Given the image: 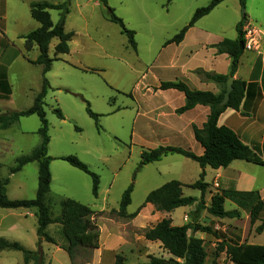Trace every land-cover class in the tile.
Listing matches in <instances>:
<instances>
[{
    "label": "rangeland",
    "instance_id": "obj_1",
    "mask_svg": "<svg viewBox=\"0 0 264 264\" xmlns=\"http://www.w3.org/2000/svg\"><path fill=\"white\" fill-rule=\"evenodd\" d=\"M32 1L65 3L64 30L73 32L69 52L54 59L50 70L45 73L50 86L43 104L49 135L47 154L55 157L49 164L53 174L46 198L50 213L58 215L59 202L65 198H72L96 211L102 206L118 210L121 194L131 182L133 190L127 210L134 212L143 204L145 191L169 180H177L182 175L188 181L198 179L197 163L179 154H167L159 161L139 166L141 151L155 148L162 142L155 133L154 124L148 120L151 114L141 116L149 109L150 103L142 94L144 89L140 91V86L149 85L152 88L155 76L175 80L177 75L174 71L165 72L158 68L175 47L174 44L168 47L164 43L189 22L196 8L205 6L210 0H107L125 28L134 32L136 49L129 44L121 26L109 21L107 9L98 0H0V19L5 17L0 20V59L4 62L16 56L8 69L11 93L6 97L0 92V114L30 107L41 89L42 66L30 62L38 55L37 46L26 49L21 37L39 26L29 12ZM49 12L51 20L56 23L60 11L51 9ZM242 14L246 15L245 25L257 27L263 33L260 47L253 49L258 51L264 39V0H244L243 4L241 0H223L196 21L190 35L211 40L233 39L236 36L235 25ZM57 41V38H52L49 43L48 55L51 58L54 57ZM83 100L98 114L97 122L87 114ZM158 100V97L153 99ZM56 108L61 111L63 119L57 117ZM136 110H139L140 116H136ZM39 126V118L32 114L21 117L7 128H0V178H9L6 185L9 199H31L35 196L37 162H29L15 173L9 170L15 165L17 157L30 153L39 145ZM63 155H75L98 176L99 196L92 195L91 179L86 173L58 159ZM67 167H72L70 169L81 177L76 179L72 173L65 171ZM246 170L255 178L257 186L264 184L263 167L253 164ZM183 185V195L195 197L196 201L175 210V224L198 222L221 233V228L225 227V237L227 234L238 236V231L230 224L231 219H219L205 210L204 206L209 204L207 188L202 194L198 188ZM224 207L231 209L234 205L226 201ZM0 211L19 213L3 218L0 215V237L26 247L34 246L35 218L25 217L22 208L0 207ZM108 214L116 216V211ZM157 220L152 217V223ZM95 222L105 230L108 228L101 220ZM237 223L245 231L244 242L264 244V231L261 234L254 232L258 222L251 225L243 214ZM45 232L55 242L65 240L58 224L49 225ZM193 233L188 231V235ZM102 235L105 236V231ZM214 239L216 246L208 254L218 259V264H231L224 252L218 250L219 240ZM36 249H39L37 244ZM1 252L0 264L23 262V253L19 250ZM88 253V250L76 253V261L80 263ZM50 259L52 264H71L64 251H51Z\"/></svg>",
    "mask_w": 264,
    "mask_h": 264
},
{
    "label": "trees",
    "instance_id": "obj_2",
    "mask_svg": "<svg viewBox=\"0 0 264 264\" xmlns=\"http://www.w3.org/2000/svg\"><path fill=\"white\" fill-rule=\"evenodd\" d=\"M98 1L107 9L109 21L121 26L122 32L128 37L129 44L133 49H136L134 32L125 28L121 18L109 7L107 0ZM222 1L210 0L205 6L196 8L189 22L165 43L180 42L189 27L201 17L207 15ZM243 1L241 0L242 4ZM51 9L60 11V16L56 23L51 20L49 12ZM29 12L31 17L39 22V26L21 37L24 38L26 49H30L33 45L37 46L38 55L34 60H30V62L42 66V85L30 107L22 110H9L0 114V128H7L23 116L35 114L39 118L40 126L37 129V133L41 137L39 145L30 153L17 157L15 165L9 170L10 173H15L20 171L25 164L36 161L38 164L37 189L34 198L9 199L6 195V185L9 182V178H0V207L12 209L33 208L37 217L36 232L38 238L54 244H56L54 239L45 232V228L50 223H60L62 232L67 240V245L62 247L63 250L67 253L71 264H81L76 261L79 249L96 248L98 245L99 229L93 218L94 211L89 206L72 198H65L60 202V215L52 218L46 204V195L49 192L51 184L49 164L55 157L47 154L49 135L43 104L44 97L50 86L45 78V73L50 70L54 59H58L59 55L69 52V41L73 32H66L64 30L65 14L67 13L65 3L32 1L29 3ZM246 20V15L242 14L241 19L235 25L236 37L234 39L224 38L215 44L219 53H226L230 57L229 73L223 75L198 71L204 79L221 84L218 93L191 89L182 81H163L159 86L161 89L173 88L184 94L185 103L176 110L179 113L191 109L197 104L209 107L207 119L202 127L193 126L194 138L203 148V153L196 155L178 146L159 145L155 148L141 151L139 166L159 161L167 154L182 155L196 161L201 168L205 166L214 169L226 167L231 161L236 159L264 165V160L247 144L243 143L231 128L225 125H218L217 123L220 114L225 109L232 108L238 110L244 95L245 81L234 79L228 101L224 105L220 104L225 91L226 79L229 76H233L236 72L239 59L245 50L243 26ZM52 38H57L58 40L54 46L53 58L48 55L49 43ZM0 92L4 93L6 97L11 93L10 84L4 74L0 75ZM83 101L86 103L85 109L87 114L97 122L98 114L90 109L86 100ZM54 112L57 117L63 119V115L58 108L54 109ZM58 159L64 160L72 167L86 173L91 179V193L94 197H97L99 178L86 164L75 155H63L59 156ZM183 186V183L179 180H169L149 191L140 207H143L146 203H151L157 210L167 212L194 203L196 201L195 197L183 195ZM186 186L198 188L203 194L208 184L203 181V173H200L196 181ZM132 190L133 183L131 182L121 194L117 216L123 218L135 216L136 213H126V207L130 204ZM226 199L233 202L237 208L225 209L224 202ZM204 208L208 214L219 219H239L241 218V212L245 211L249 215L251 225L258 222L254 227V232L261 234L264 231V200L261 198L258 190L221 189L211 195L209 204L204 206ZM189 230L192 232L209 233L219 239L218 250L224 252L231 264H264V244L240 242L239 236L234 238L225 237L224 232L221 233L208 225L198 222L175 225L172 224L171 219L168 217L159 220L145 234V238L160 241L161 246L169 254L175 258H179L181 261H177L173 257L164 259L150 255L146 262L138 264H206L207 252L203 246V240L193 235H188ZM6 249L21 251L23 253V262L21 264H28L31 260L36 264H43L39 249L31 251L18 242L8 241L0 237V252ZM114 264H123V257L116 255Z\"/></svg>",
    "mask_w": 264,
    "mask_h": 264
},
{
    "label": "crops",
    "instance_id": "obj_3",
    "mask_svg": "<svg viewBox=\"0 0 264 264\" xmlns=\"http://www.w3.org/2000/svg\"><path fill=\"white\" fill-rule=\"evenodd\" d=\"M4 18V16H1L0 20H4ZM194 24L188 28L180 42L164 43V45L168 47L174 44L175 47H173L171 54H167L170 55V57L158 68H162L165 72L174 71L177 76H175V80L173 81H182L191 89L218 93L220 90L219 84L212 80L204 79L199 72L223 75L229 73L230 57L226 53H219L215 46V44L224 38L211 40L210 38L204 39L190 35V32L195 27ZM2 33L4 34V32ZM261 46V49L258 51L245 49L241 55L238 68L234 73L233 78L245 81L243 98L238 110L232 108L225 109L220 114L217 123L218 125H225L231 128L243 143L247 144L262 160H264V39L261 41ZM162 49L164 50V48ZM15 59L16 56H13L11 60H6L4 62L2 58L0 59V75L4 74L8 83V69L11 67ZM142 76L145 77L146 75ZM154 80L155 84H153L152 88L146 84L144 88L143 86H140V91L144 89L142 94L146 97L148 103H150L148 106L149 109L142 113L141 116L151 114L148 120L154 124L156 128L155 133H157V136L162 141L158 146H178L189 150L196 155H201L203 153V148L194 138L193 126L202 127L207 119L209 107L197 104L193 108L179 113L176 110L184 105V94L173 88L161 89L159 87L160 83L163 81H172L169 78L155 76ZM157 97L160 98V100L153 101V99ZM139 114V110H136V116H140ZM253 164L255 165V163L252 162L236 159L231 161L226 167L214 169L209 166L201 168L197 163L198 175L203 173V181L208 184L206 191L208 195L206 198L208 200L207 203L210 202V197L213 193L227 188H234L241 191L258 190L261 198L264 200V184L257 186L259 184L255 178L246 170L247 166H253ZM256 165L264 168V165ZM70 168H65V171L72 173L77 177L76 179H79L81 175L76 173L74 169ZM183 177L184 176L182 175L177 178V180L183 184H191L197 180L188 181ZM51 180H53L52 171ZM149 191L144 192V199ZM100 192L101 189L98 190L97 196H99ZM226 201L231 202L228 199H226L225 202ZM231 203L234 205V208H237L233 202ZM127 207L126 213H136L135 216L128 218L119 217L117 216V209L105 206L100 207L97 211L93 210V218L95 217V221L101 220L103 224L108 226V228L105 230L104 227L102 228L101 225H98L99 237L96 248L79 249V252L82 250H88L89 252L86 255V258L80 262L81 264H114L116 255H121L123 257V264H138L146 262L150 255L164 259L173 257L161 246L160 241L148 240L145 238V234L164 217L170 218L172 224H175L173 213L179 207L167 212L157 210L151 203H146L143 207H139L134 212H129ZM22 209L25 210V212L22 213L25 217L35 218L36 220V227L34 229L36 240L34 246H27L29 248L26 246L24 247L31 251H36L37 244L41 252L43 264H52V259H50L51 251H64L62 247L67 245V240L62 232L61 224L57 222L55 223L61 227V232L65 239L64 242H55L56 244H54L44 239H39L36 232L37 217L35 215V210L33 208ZM110 211H116V216H109L108 213ZM241 213V217L245 214L246 218L249 219V215L245 211H242ZM9 214L18 215L19 213L0 211L2 218ZM49 214L52 218H55L60 215V212L58 215H52L49 210ZM154 216L158 220L152 223V217ZM240 219L241 218L231 219L232 221L230 224L238 231L237 234L240 238V242H244L246 238L244 235L245 231L244 229H241L237 223ZM51 224L54 223L48 224L45 231ZM182 224H184V222L175 225ZM12 228L13 230H16L15 227ZM225 229V227H222V232L225 233ZM103 231H105V236L102 235ZM192 235L203 240V246L207 252L206 261L209 259V264H218L220 261L214 259L213 256L208 254L209 251L216 246L214 239L215 236L199 231L194 232ZM227 237L234 238V236L229 234H227ZM216 240L219 239L216 238ZM1 253L2 252H0V254ZM173 258L177 261H181L179 258ZM31 263L35 264L33 260L28 264Z\"/></svg>",
    "mask_w": 264,
    "mask_h": 264
},
{
    "label": "built area",
    "instance_id": "obj_4",
    "mask_svg": "<svg viewBox=\"0 0 264 264\" xmlns=\"http://www.w3.org/2000/svg\"><path fill=\"white\" fill-rule=\"evenodd\" d=\"M243 27L245 49H258L260 47V36L263 34L261 30L249 25H244Z\"/></svg>",
    "mask_w": 264,
    "mask_h": 264
},
{
    "label": "water",
    "instance_id": "obj_5",
    "mask_svg": "<svg viewBox=\"0 0 264 264\" xmlns=\"http://www.w3.org/2000/svg\"><path fill=\"white\" fill-rule=\"evenodd\" d=\"M233 76H229L227 79H226V84H225V91H224V94H223V98L220 102L221 105H224L226 104V102L228 101L229 99V96H230V92L233 88Z\"/></svg>",
    "mask_w": 264,
    "mask_h": 264
}]
</instances>
